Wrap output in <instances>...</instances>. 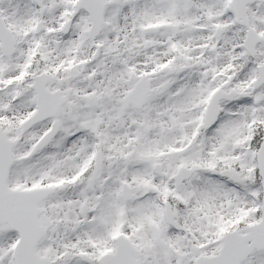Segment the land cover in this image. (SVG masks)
Listing matches in <instances>:
<instances>
[{
	"label": "snow or ice",
	"instance_id": "1",
	"mask_svg": "<svg viewBox=\"0 0 264 264\" xmlns=\"http://www.w3.org/2000/svg\"><path fill=\"white\" fill-rule=\"evenodd\" d=\"M0 264H264V0H0Z\"/></svg>",
	"mask_w": 264,
	"mask_h": 264
}]
</instances>
